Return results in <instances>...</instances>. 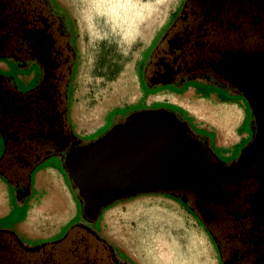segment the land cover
Instances as JSON below:
<instances>
[{"label": "flooded vegetation", "instance_id": "flooded-vegetation-1", "mask_svg": "<svg viewBox=\"0 0 264 264\" xmlns=\"http://www.w3.org/2000/svg\"><path fill=\"white\" fill-rule=\"evenodd\" d=\"M176 9L177 13L171 15L151 47L146 66L141 67L144 89L155 91L169 87L176 90L198 82L227 94H237L248 103L245 102L249 108V138L235 158L222 161L208 149L209 144H205L201 134L197 135L186 124L183 114L164 108L163 104L141 109H162L170 113L182 125L183 141L193 150L192 162L181 180L168 189L203 225L214 245L218 264H264V153L259 152L244 164L239 163L240 154L245 153L262 120L255 114L249 97L240 89L238 77L234 76L241 60L264 56V0H181ZM52 58L44 54L40 62L48 66L45 74L54 77L57 63ZM48 84L56 88L53 82ZM51 88H41L39 96L54 117L50 125L59 119ZM13 95L10 80L0 74V105L5 111L15 109L10 102ZM27 100L30 99L25 97L24 104L16 109L28 110ZM125 116L112 127L124 125ZM7 129L8 126L0 122V134ZM67 145L75 146L74 150L79 147L75 141ZM16 162L11 157L3 159L0 175L20 197L26 192L28 174H25V165ZM23 250L33 249L12 240L8 242L0 235V264H46Z\"/></svg>", "mask_w": 264, "mask_h": 264}, {"label": "crops", "instance_id": "crops-1", "mask_svg": "<svg viewBox=\"0 0 264 264\" xmlns=\"http://www.w3.org/2000/svg\"><path fill=\"white\" fill-rule=\"evenodd\" d=\"M55 2L59 5L57 0ZM176 8L168 15L162 30ZM65 15L73 44L72 22L66 13ZM158 33H154L143 50L132 74L127 76L121 72V80L131 86L121 94V103L114 100L108 107H100L98 114L89 113L99 107V96L87 90V82L80 77L79 69L74 77L71 71L68 86L72 89L71 92L68 90L66 104L72 133L79 139L85 138L103 128L108 118L111 127L125 115L127 120L131 112H124L125 108L139 104L148 107L165 102L180 108L196 131L212 133L214 136L211 147L219 150L218 156L229 158L234 149L249 138V133L242 129L247 120L246 104L241 96H226L224 91L206 84L200 85L206 89L203 92L195 84H187L176 90L169 87L155 91L144 89L139 71L144 62L142 56ZM73 47L76 55L74 44ZM0 74L10 77L12 86L24 91L37 84L39 67L35 62L18 65L11 58H0ZM75 81L77 88L72 87ZM186 93H190L191 98L196 100L223 107L230 104L238 109L239 118L235 122L234 131H230V137H233L229 141L216 137L218 129L215 122L198 117L178 100ZM2 144L0 134V154ZM66 161L59 154H51L41 160L38 167L29 174L26 192L20 197L12 192L0 175V222L10 220L17 210L22 209L23 216L9 221L11 228L7 229H11L23 243H40L57 237L78 217L80 205L77 194H81L76 179L67 170ZM80 217L76 222L80 221ZM96 219L98 229L95 231L125 264H218L214 245L203 225L180 198L173 193H165L163 188L128 192L115 198L99 208L93 220Z\"/></svg>", "mask_w": 264, "mask_h": 264}, {"label": "trees", "instance_id": "trees-1", "mask_svg": "<svg viewBox=\"0 0 264 264\" xmlns=\"http://www.w3.org/2000/svg\"><path fill=\"white\" fill-rule=\"evenodd\" d=\"M176 13L177 9L173 11V16ZM70 35L65 13L58 10L52 0H0V58H11L18 65L35 62L39 67L38 82L34 87L20 91L12 86L14 95L10 102L15 106L14 110L5 111L0 105V122H4L9 128L1 135L3 150L0 162L11 157L17 160V164L25 165L24 168H27L25 174L28 176L48 155L59 154L67 160L75 148L67 144L75 141L77 146H83L105 133L95 139L84 141L77 138L69 126L66 93L75 59V49ZM57 49L60 51L57 52ZM150 50L149 55L152 48ZM44 54L51 58L54 56L52 60L57 63L56 69L52 70V73L54 69L56 70L54 77L45 74L48 66L40 62ZM59 57H62L60 64ZM142 66L144 68L146 63L143 62ZM7 78L10 80V77ZM50 82L56 85L54 91L48 84ZM46 86L51 88L53 104L55 102L54 110L59 114L58 121L55 120L56 122L51 125L49 121L51 122L54 117L50 115L48 104L43 98H39L40 89ZM33 96H37L38 99H34ZM25 97L30 99L26 101L28 110L16 109L24 104ZM157 104H163L164 108L183 114L180 108L171 103ZM183 119L189 125L187 119ZM199 136L205 139V144H209L206 136ZM163 191L173 193L165 188ZM77 198L81 218L85 222L92 221L94 218L85 216L83 212L84 199L79 194ZM0 235L5 236L8 242L12 240L20 246L32 247V251H23L46 264H125L117 257L113 248L84 223L70 224L60 238L35 245L24 244L11 229H0Z\"/></svg>", "mask_w": 264, "mask_h": 264}, {"label": "rangeland", "instance_id": "rangeland-1", "mask_svg": "<svg viewBox=\"0 0 264 264\" xmlns=\"http://www.w3.org/2000/svg\"><path fill=\"white\" fill-rule=\"evenodd\" d=\"M94 1L96 0H57L58 5L55 0H52L56 8L65 12L72 22L73 44L77 50L71 70L74 73L73 77L79 69L80 77L87 82V90L92 93L95 92L100 98L99 107H95L89 114H98L100 107H108L114 100L121 103V94L127 92L129 87H131L128 85L129 83L125 84L121 80V72L126 73L127 76L132 74L135 63L138 62L152 36L155 32H159L154 39L156 41L168 15L179 5L181 0H122V11L117 15L114 14V16L112 12L100 10L95 12L94 8L97 6L94 5ZM155 41L151 42L150 47L154 46ZM150 47L142 56L144 63L151 51ZM141 70L139 68V71ZM127 80L129 82V77ZM72 85V87L75 86L77 88L76 81ZM200 85L202 84L195 83L196 88L202 89V92L206 90L201 88ZM71 89L68 86L67 98ZM225 94L226 96L228 95L227 93ZM178 100L186 104L188 109L198 117L215 122L218 129L216 136L218 139L229 141L233 137V135L230 137V131H234L235 122L239 118V111L234 105L229 104L224 107L214 105L208 101L191 98L190 93L181 95ZM242 100L245 104L246 100L243 98ZM246 104L248 103L246 102ZM144 108L147 107L139 104L134 107L125 108L123 111L129 113ZM248 111L249 108L246 110L247 120L243 123L242 129L249 133ZM186 121L195 133L208 138L210 149L222 161L235 158L238 150L246 143L244 141L238 148L234 149L229 158H222L218 156L217 151L219 150L211 147L214 135L212 133L198 132L189 120ZM110 125L111 121L108 118L107 124L103 128L81 139L85 141L95 139L110 129ZM22 216L23 210H17L10 220L0 222V229L11 228L9 221L18 220ZM79 216L81 215L78 207L77 218ZM77 218L70 224L76 223ZM79 220V223H84V225L86 224L91 229H98L97 219L85 222L80 217ZM64 232L65 230L61 235L44 241L56 240ZM26 244L35 245L36 242L31 243L26 241Z\"/></svg>", "mask_w": 264, "mask_h": 264}, {"label": "water", "instance_id": "water-1", "mask_svg": "<svg viewBox=\"0 0 264 264\" xmlns=\"http://www.w3.org/2000/svg\"><path fill=\"white\" fill-rule=\"evenodd\" d=\"M241 73L242 91H251V106L262 120L246 152L256 144L264 148V57L246 58ZM181 130L170 113L145 109L73 150L66 166L84 198L85 216L95 218L102 205L128 192L170 188L179 182L194 155Z\"/></svg>", "mask_w": 264, "mask_h": 264}, {"label": "bare ground", "instance_id": "bare-ground-1", "mask_svg": "<svg viewBox=\"0 0 264 264\" xmlns=\"http://www.w3.org/2000/svg\"><path fill=\"white\" fill-rule=\"evenodd\" d=\"M128 1V0H126ZM94 5H96L97 7L94 8V11H103V12H112L113 16L114 14L117 15L120 11H122V0H96L94 1ZM123 34V33H122ZM126 34V33H125ZM131 35V34H129ZM129 37V36H128ZM131 37V36H130ZM264 57V56H261ZM244 60H241V64L237 66V68H235V75L237 78V80L240 83V89L241 88V84H242V79H243V75H241V66L243 65ZM246 91L248 92V94L252 97V93L250 90H248L247 87H245ZM245 93V92H244ZM246 94L248 97L249 95ZM253 99V97H252ZM185 144V142H183ZM259 152H263L264 153V148H262L259 144L254 145L253 147H251L249 150H247L245 153H243L241 159H240V165L244 164V162L250 158V156L252 155H257ZM193 153V150H190V154Z\"/></svg>", "mask_w": 264, "mask_h": 264}]
</instances>
